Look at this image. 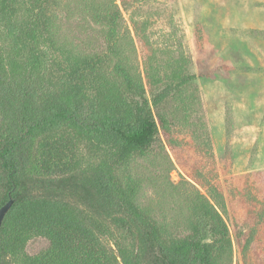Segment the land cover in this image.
I'll return each mask as SVG.
<instances>
[{"label":"trees","instance_id":"16d2710c","mask_svg":"<svg viewBox=\"0 0 264 264\" xmlns=\"http://www.w3.org/2000/svg\"><path fill=\"white\" fill-rule=\"evenodd\" d=\"M81 1L104 28L102 47L77 50L58 37L55 15L66 3L0 0V206L14 199L1 225L0 264L6 256L13 264H231L212 192L196 193L188 234L166 238L134 203L131 178L120 176L159 141L160 128L169 130L168 101L185 104L197 78L188 58L162 48L167 58L154 61L146 20L131 12L133 33L151 49L144 80L125 57L135 52L120 31L127 1ZM102 220L122 229L131 248L109 249ZM36 239L41 245L31 251Z\"/></svg>","mask_w":264,"mask_h":264},{"label":"rangeland","instance_id":"374dc122","mask_svg":"<svg viewBox=\"0 0 264 264\" xmlns=\"http://www.w3.org/2000/svg\"><path fill=\"white\" fill-rule=\"evenodd\" d=\"M59 1L66 7L56 11L58 37L77 50L102 47L104 28L82 11V1ZM126 1L120 31L124 43L133 41L135 52L126 49L125 57L144 80V58L151 49L133 33L131 12L146 20L157 49L154 61L167 58L158 53L169 49L170 58L185 55L197 77L184 90L185 104L175 99L166 104L169 130L160 128L153 148L120 172L132 180L134 203L164 237H183L200 204L196 193L212 192L228 227L231 264H264V0ZM197 24L202 44L195 38ZM100 223L109 249L131 248L122 229ZM40 245L36 239L29 249ZM2 264L13 262L6 256Z\"/></svg>","mask_w":264,"mask_h":264},{"label":"water","instance_id":"95a60500","mask_svg":"<svg viewBox=\"0 0 264 264\" xmlns=\"http://www.w3.org/2000/svg\"><path fill=\"white\" fill-rule=\"evenodd\" d=\"M13 202H14V199L11 197L3 205L0 206V230H1L3 219L6 213L8 212V210L10 209V207L12 206Z\"/></svg>","mask_w":264,"mask_h":264}]
</instances>
